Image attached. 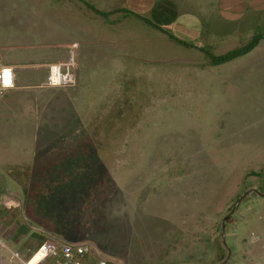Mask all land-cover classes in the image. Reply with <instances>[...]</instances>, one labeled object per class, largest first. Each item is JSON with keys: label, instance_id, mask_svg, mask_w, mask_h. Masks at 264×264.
I'll use <instances>...</instances> for the list:
<instances>
[{"label": "rangeland", "instance_id": "obj_1", "mask_svg": "<svg viewBox=\"0 0 264 264\" xmlns=\"http://www.w3.org/2000/svg\"><path fill=\"white\" fill-rule=\"evenodd\" d=\"M19 1L0 0V8L29 6L30 22L11 29L0 15V45L19 41L25 46L24 37L35 41L44 36L51 38L45 44L55 43L53 39L67 35L77 37L80 46L75 50L74 84L45 86L39 100L43 106L33 102L31 116L23 110V117L0 125V147H15L18 135H65L64 142L53 145L79 152L76 166L81 169L70 163L74 159L62 158L58 187L64 190L50 199L63 203L56 204L54 216L67 215L62 211L68 201L80 206L75 214L82 225L76 232L100 246L102 255L111 257L112 252L126 260H143L141 264H164L179 256L172 247L181 238L186 241L183 257L197 250L205 252L207 260L208 249L222 246V232L237 229L235 216L252 220V213L257 214L252 207L259 209L256 202L264 194V39L249 56L224 64H209L207 54L242 47L264 31V0H252L247 23H224L235 25L230 42L205 50L181 46L143 18L123 11L103 16L85 4L106 11V0ZM63 2L66 12L54 5ZM44 5L54 7L43 13ZM76 23L82 29H65V24L80 26ZM163 27L169 31L168 25ZM39 33L44 36L39 38ZM3 150L9 153V147ZM84 161L94 165L84 169ZM89 179L94 182L91 189L86 187ZM87 208L104 212L96 229L87 224L91 217L84 218L82 210ZM43 210L50 213L51 207ZM120 227L125 233L120 234ZM162 241L163 253L158 247ZM98 256L95 252L94 264L101 260ZM3 257L0 264H5Z\"/></svg>", "mask_w": 264, "mask_h": 264}, {"label": "crops", "instance_id": "obj_2", "mask_svg": "<svg viewBox=\"0 0 264 264\" xmlns=\"http://www.w3.org/2000/svg\"><path fill=\"white\" fill-rule=\"evenodd\" d=\"M4 1L11 4L14 2L22 3L19 0ZM74 1L78 2V0ZM1 3L5 4L3 1ZM23 3L27 4L26 2ZM106 3L109 6L106 11H99L108 13V15L123 11L126 15L130 14L139 19L147 18L166 31L170 37L174 36L181 46L194 49H201L202 46H210L211 48V46L215 47L218 44L217 47L226 45L235 37L236 30L234 31L233 28L235 25L229 28L224 27V23L231 20L233 23L236 21L238 25H242L247 23L248 20L246 19L252 15V0H205L204 3L202 1L193 3L190 0H106ZM60 4L54 3L56 9H62L63 12H66L64 11V2ZM67 4L73 5L75 3L67 1ZM51 5H44L43 13L47 11L48 7L52 10L54 5ZM70 9V12H75L74 9ZM30 13L29 6L18 7L15 5L10 8L5 6L4 9L0 8V15L6 16V20L9 21L8 26L11 29H18L23 23H29ZM66 17L68 18V16ZM51 19L53 20V18ZM143 22L158 31L159 28L151 26L144 20ZM76 24L80 26L77 28L66 24L64 26L66 30L70 31L82 29L79 28L81 27L80 23ZM164 25L169 26V31L163 27ZM43 36L39 33L38 37ZM23 39L25 46H21L19 41L10 45H0V57L5 64L13 67L14 75V86L0 92V125L23 117V110L30 112L28 114L31 116L33 102L38 105L37 107L44 105L39 100L47 90L43 85L47 74V64L68 60L72 44H75L72 49L73 63L74 66L77 64L75 50L80 46L77 37L74 39L73 36L62 35L61 38L53 39L57 42L49 43L48 41L47 44L44 41L51 40V38L45 36L44 39L38 40L36 38L35 41H28L25 37ZM261 40L252 50L259 48ZM184 42L187 45H184ZM252 50L235 58V60L249 56ZM18 111H20L19 113L22 112V115H18ZM59 135L43 133L18 135L14 139L18 140L15 147L3 146L4 148L9 147V153L4 154V148L0 147V242L2 244L0 245V257H6V259L3 257L5 264H18L10 259V250H17L25 254L29 249H34L44 237H49L56 242H64L62 238L72 237L79 238L80 241L71 243L89 244L94 255L96 252L106 264H141L140 261L143 260H135V258L126 260L112 252L111 257L106 252L102 255L103 249L100 246H95L96 244L92 239L83 238L84 235L78 234L76 228H78L79 223L82 225V220L77 214L80 213L81 207L75 208L72 201H68L62 211L67 214L65 217L63 214H58L65 218L63 222L60 221L62 218L54 216L59 211L55 209L58 207L56 204L59 202L60 206L63 203L62 200H57L53 204L54 200L50 199L55 195L59 196L56 192L64 190V188L58 187L63 181L59 180V175L64 174L63 170L60 171V168H63L62 158L65 160L67 158L74 159V162L70 161V163L75 166L80 165L76 156L79 152L65 151L63 146L53 145L55 142L61 143L66 140L65 135H60L61 138ZM66 138L68 137L66 136ZM23 139H26L27 144L20 141ZM47 141L50 142L49 145L42 144V142ZM76 168L81 169V166H76ZM85 174L87 173L85 172ZM94 176L96 177L95 174ZM89 181L86 183V187L91 189L92 186L90 185H94V182L90 179ZM67 184V188H69L70 181H67ZM259 197L261 200L256 202L259 209L252 207L257 214L252 213V220L235 216L236 224L233 228L236 227L237 229H234L231 234L227 231L222 232V246L219 249L215 247L208 249L210 256L207 260L204 258L205 252L197 250L190 251L183 257L181 251L184 250V247L181 246L186 241L180 238L181 240L178 239L180 242L177 241L176 244L174 242L172 247L173 250H177L179 256L177 259L169 260L164 264H210V259H220L218 264H264V206H262L264 205V194ZM86 205L89 206L90 203ZM50 207V213L44 212L43 209ZM87 209L82 210V213L86 215L84 218L88 220V217H91L87 224L92 222V228L96 229V223L104 219L101 216L104 212H102V208ZM12 212L16 213V216H10ZM107 215L110 216L109 213ZM114 218L119 219L120 217L114 216ZM6 224H11L13 228L7 230ZM71 228L75 230L74 233L69 232ZM120 228V234L125 233L126 229ZM128 233L129 231H127ZM190 236L192 237V235ZM163 244L164 241L159 243L158 247L161 248ZM160 250L163 253L165 246L159 249V252ZM194 252L197 253L196 256H193ZM191 256L192 259H189ZM92 264L94 263L92 262Z\"/></svg>", "mask_w": 264, "mask_h": 264}, {"label": "built area", "instance_id": "obj_3", "mask_svg": "<svg viewBox=\"0 0 264 264\" xmlns=\"http://www.w3.org/2000/svg\"><path fill=\"white\" fill-rule=\"evenodd\" d=\"M72 44L69 59L47 64V74L43 85L46 87H70L75 82ZM14 86L13 67L5 64L0 57V92ZM0 245L1 242H0ZM10 259L18 264H92L94 252L87 243L56 242L44 237L34 249L22 254L17 250L9 251ZM98 264H106L99 260Z\"/></svg>", "mask_w": 264, "mask_h": 264}, {"label": "trees", "instance_id": "obj_4", "mask_svg": "<svg viewBox=\"0 0 264 264\" xmlns=\"http://www.w3.org/2000/svg\"><path fill=\"white\" fill-rule=\"evenodd\" d=\"M86 6L89 7L90 9L93 10V12H95L96 14L99 15H106L105 12L99 11L97 9H95L94 7H92L91 5L86 3ZM146 23L150 24L151 26H157V28L163 30L161 27H159L158 25H155L154 23H152L149 19L144 18L143 19ZM264 38V31H262L261 33H256L254 34L250 40L248 41V43H246L245 45H243L242 47L239 48H235L232 49L230 51H227L223 54L220 55H215L213 53L208 52V58H209V64L211 65H219V64H224L226 62H229L235 58H238L246 53H248L250 50H252L261 39ZM184 45H187L185 42L183 43ZM202 50H205L204 47H200ZM95 156H93L94 158ZM84 167L88 168L90 165H94V161L93 162H89V161H84L83 162ZM90 173V172H88ZM96 177H98V173H96Z\"/></svg>", "mask_w": 264, "mask_h": 264}, {"label": "water", "instance_id": "obj_5", "mask_svg": "<svg viewBox=\"0 0 264 264\" xmlns=\"http://www.w3.org/2000/svg\"><path fill=\"white\" fill-rule=\"evenodd\" d=\"M248 192H249V191H248ZM248 192H247V193H248ZM239 202H240V199H238V203H239Z\"/></svg>", "mask_w": 264, "mask_h": 264}, {"label": "flooded vegetation", "instance_id": "obj_6", "mask_svg": "<svg viewBox=\"0 0 264 264\" xmlns=\"http://www.w3.org/2000/svg\"><path fill=\"white\" fill-rule=\"evenodd\" d=\"M251 193V192H250Z\"/></svg>", "mask_w": 264, "mask_h": 264}]
</instances>
